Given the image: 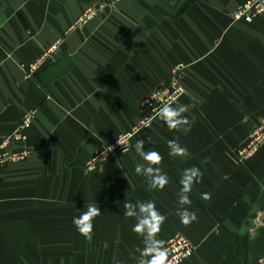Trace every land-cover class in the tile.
I'll return each mask as SVG.
<instances>
[{"label": "crops", "instance_id": "obj_1", "mask_svg": "<svg viewBox=\"0 0 264 264\" xmlns=\"http://www.w3.org/2000/svg\"><path fill=\"white\" fill-rule=\"evenodd\" d=\"M102 0H0V140L34 113L23 163L0 168V264H137L142 238L125 201H154L167 217L158 236L186 237L196 248L184 264H258L264 255V148L242 163L235 151L264 116V15L236 22L249 0H122L89 25L78 17ZM35 74L25 67L52 46ZM187 70L193 105L189 131L156 118L130 150L87 173L96 149L136 125L141 102ZM175 104L174 106H176ZM179 137L189 156L170 157ZM163 156L169 177L149 190L135 173L137 140ZM207 159V162L204 161ZM203 172L189 194L198 219L185 226L178 204L182 171ZM202 193H211L204 200ZM97 203L91 244L73 218Z\"/></svg>", "mask_w": 264, "mask_h": 264}, {"label": "built area", "instance_id": "obj_2", "mask_svg": "<svg viewBox=\"0 0 264 264\" xmlns=\"http://www.w3.org/2000/svg\"><path fill=\"white\" fill-rule=\"evenodd\" d=\"M122 0H102L97 4L89 7L81 14L72 26V30L81 29L95 19L113 9L116 4ZM264 15V0H249L241 6L233 15L236 22L251 23L255 19ZM58 50V45L52 46L40 59L35 63L25 67L28 75L35 74L47 61L49 56ZM187 70L185 64H179L170 71V81L167 85L160 86L141 102V114L138 117L136 125L129 132L121 134L118 138L126 139V147L130 150L131 141L135 136L149 129L143 127L145 117L151 119V126L158 116L156 111L160 107V101L172 102L173 106L177 104L183 96L186 95V89L183 85V79ZM157 97V101L150 97ZM35 114L27 113L18 128L8 136L0 140V168L16 165L25 162L30 157V150L25 147L27 140L26 133L32 127ZM117 138V139H118ZM117 139L109 144L99 146L94 152L86 165L87 173H95L118 155L125 154L123 146L117 144ZM111 146L112 151L107 155L106 149ZM264 148V116L260 122L251 130L247 143L239 147L235 153L237 159L242 163L252 160ZM169 250V260L172 264H184L195 254V246L184 236L174 235L166 243ZM258 264H264V255L258 260Z\"/></svg>", "mask_w": 264, "mask_h": 264}, {"label": "clouds", "instance_id": "obj_3", "mask_svg": "<svg viewBox=\"0 0 264 264\" xmlns=\"http://www.w3.org/2000/svg\"><path fill=\"white\" fill-rule=\"evenodd\" d=\"M150 98L157 101L155 96ZM192 107L193 105L183 104L173 106L172 102L160 101V107L156 111V115L170 131H189L194 123V118L190 120L185 114ZM143 127H151L150 118L145 117ZM117 144L123 146V151H128L124 137L118 138ZM167 147L170 157L187 158L189 156L188 149L179 143V137L168 140ZM112 150V147L109 146L104 155ZM135 151L143 161V163L136 162L135 173L146 179L149 190H163L169 183V177L159 167L163 161V156L158 151H145V141L143 139L137 140ZM204 162L206 163L207 159ZM202 178L203 172L196 166L185 168L181 173L179 180L181 188L177 198L180 205V222L185 226L198 219L196 212L189 210V207L186 206H190L192 203L189 194L192 192L194 184L202 182ZM201 197L204 200H210L211 193H202ZM123 209L125 218L135 219L136 223L133 225L132 231L141 237L143 241V247H138L135 250L139 254L136 257L137 264H172L169 260L166 241L158 238L167 217L157 209L155 202L148 200L132 203L126 200ZM100 215L101 210L97 203H90L86 206V210L81 212L78 217L73 218V225L76 230L89 244L93 240L94 220ZM117 264H121V262L117 261Z\"/></svg>", "mask_w": 264, "mask_h": 264}]
</instances>
